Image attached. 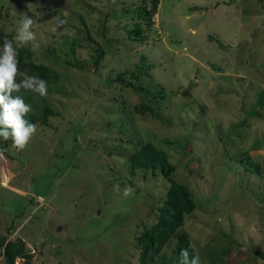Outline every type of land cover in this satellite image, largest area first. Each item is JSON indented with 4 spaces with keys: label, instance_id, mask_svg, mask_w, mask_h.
<instances>
[{
    "label": "rangeland",
    "instance_id": "obj_1",
    "mask_svg": "<svg viewBox=\"0 0 264 264\" xmlns=\"http://www.w3.org/2000/svg\"><path fill=\"white\" fill-rule=\"evenodd\" d=\"M158 2L134 41L126 26L149 0H0V33L13 39L22 16L36 21L39 47L25 48L58 73L46 97L57 115L24 150L9 139L0 154V236L22 241L31 264H139L137 237L171 186L131 168L145 143L168 153L196 204L178 233L200 264L210 253L264 264V0ZM68 37L75 60L65 67ZM95 49L104 57L93 70ZM29 104L41 114L40 98ZM175 244L164 245L166 261Z\"/></svg>",
    "mask_w": 264,
    "mask_h": 264
},
{
    "label": "trees",
    "instance_id": "obj_2",
    "mask_svg": "<svg viewBox=\"0 0 264 264\" xmlns=\"http://www.w3.org/2000/svg\"><path fill=\"white\" fill-rule=\"evenodd\" d=\"M158 1L159 0H149V8L146 5H140L137 7L136 10L139 21L126 26L127 35L131 40L137 41L142 39L144 29L141 23L146 26L151 24L152 17L157 13ZM5 38L12 39L0 33L1 47H3ZM68 38L66 39V50L68 56L67 58L69 60L66 59L63 61L65 67H70L73 62L71 60H75L74 55L76 41ZM18 51L20 70L23 71L28 69L33 75L47 81L49 86L48 94L52 92L53 89L51 88V84L58 77L56 70L43 64L36 63L33 60L32 53L25 47L19 49ZM93 52L94 57L91 58V64L93 65L92 69L95 70L98 68L101 60L103 59L104 53L100 49H95ZM53 58V63L62 64L55 57ZM82 64L84 63H78V61H76L75 66H81ZM133 77L138 79L139 75H133ZM119 80H121V76ZM21 95L28 104L33 103L38 98L42 100V106L40 107L41 114L36 115L33 111H31L26 117L34 124H46L50 117L55 114L57 115L49 102H47V96L41 97L37 93L31 91H22ZM8 141L9 140L5 141L3 138H0V149L5 150V146ZM239 162L248 170H252L255 173H259L260 171L259 164L251 162L248 157L240 158ZM130 166L132 169L157 171L171 184L166 193V200L160 208L158 222L149 229H145V231L140 233L137 237L136 241L139 250V264H181V250L186 248L189 249L190 255L193 254V251L189 247L186 235L184 233H178V228L182 224L184 216L195 210L196 204L194 200L185 187L177 184L172 179V175L174 174L176 167L170 163L168 153L153 144L145 143L141 145L138 150L130 156ZM173 236L176 238V244L172 249L170 259L166 261L165 255L162 254L161 251L164 245ZM229 251L230 248L223 249L220 251V254L225 256ZM0 255L4 258L7 264H15V260L17 258L23 259L25 264H31V255L25 251L24 244L20 240L11 242L7 241L6 237L0 236ZM156 255L159 256L161 259L160 261H154V257ZM208 256L210 264H225L219 256L214 255L213 253H210Z\"/></svg>",
    "mask_w": 264,
    "mask_h": 264
},
{
    "label": "clouds",
    "instance_id": "obj_3",
    "mask_svg": "<svg viewBox=\"0 0 264 264\" xmlns=\"http://www.w3.org/2000/svg\"><path fill=\"white\" fill-rule=\"evenodd\" d=\"M36 21L27 15L22 16L13 39L5 38L0 49V138L11 140L12 147L24 150L38 131V126L26 117L32 111L30 104L25 102L22 91H31L41 97L48 95V82L36 75H29L20 70L19 49L31 45L33 49L39 47L34 26ZM66 19H60L59 25L64 32L71 33V29L64 27ZM5 150L0 149V154ZM116 191H121L115 185ZM135 189L126 186L122 190L124 197H130ZM181 264H200L198 255H190L189 249L180 252Z\"/></svg>",
    "mask_w": 264,
    "mask_h": 264
}]
</instances>
